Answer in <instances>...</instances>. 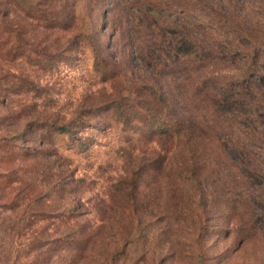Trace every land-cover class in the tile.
I'll return each instance as SVG.
<instances>
[{
    "label": "rangeland",
    "instance_id": "rangeland-1",
    "mask_svg": "<svg viewBox=\"0 0 264 264\" xmlns=\"http://www.w3.org/2000/svg\"><path fill=\"white\" fill-rule=\"evenodd\" d=\"M0 264H264V0H0Z\"/></svg>",
    "mask_w": 264,
    "mask_h": 264
},
{
    "label": "trees",
    "instance_id": "trees-1",
    "mask_svg": "<svg viewBox=\"0 0 264 264\" xmlns=\"http://www.w3.org/2000/svg\"><path fill=\"white\" fill-rule=\"evenodd\" d=\"M232 88H234V87H232ZM232 88H229V91H227V90L226 91L229 92V93H232ZM242 88H243V90H250V88H252V87H242ZM234 97H235L234 94H232V96H230L228 98L227 97L224 98V102H223V113L224 114L231 113L232 111H234L236 105H238V108L236 109L237 112L238 111H241V113H242L244 111V109H246V107H247L246 102L245 101L243 102L242 99H241V101L238 102V104L237 103H233L232 100H233ZM244 97H246V96H244ZM229 102H231V104ZM245 123L250 124L248 122H245ZM69 130L70 129L68 127H66V126H62V127H60L58 129V131L60 133H63V134L64 133H68ZM160 131H162L164 134L165 133L173 134V132L171 131V129L165 128V127L162 128ZM175 132H177L178 135H180V130L179 129L176 130ZM258 220H259V218L257 219L256 216L253 215V220H252V223H251V224H253V226H251L250 230H256L257 229V226L259 225L258 222L259 221H262L263 219H260L259 221Z\"/></svg>",
    "mask_w": 264,
    "mask_h": 264
}]
</instances>
